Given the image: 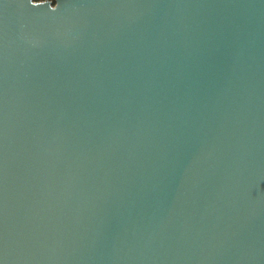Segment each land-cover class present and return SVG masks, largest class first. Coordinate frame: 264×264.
Here are the masks:
<instances>
[{
	"label": "water",
	"instance_id": "obj_1",
	"mask_svg": "<svg viewBox=\"0 0 264 264\" xmlns=\"http://www.w3.org/2000/svg\"><path fill=\"white\" fill-rule=\"evenodd\" d=\"M0 264H264V0H0Z\"/></svg>",
	"mask_w": 264,
	"mask_h": 264
},
{
	"label": "trees",
	"instance_id": "obj_2",
	"mask_svg": "<svg viewBox=\"0 0 264 264\" xmlns=\"http://www.w3.org/2000/svg\"><path fill=\"white\" fill-rule=\"evenodd\" d=\"M36 1H40V0H36ZM51 1H54V0H51Z\"/></svg>",
	"mask_w": 264,
	"mask_h": 264
}]
</instances>
